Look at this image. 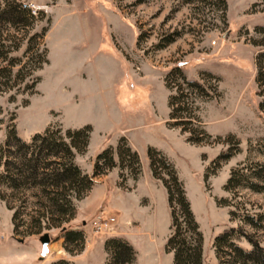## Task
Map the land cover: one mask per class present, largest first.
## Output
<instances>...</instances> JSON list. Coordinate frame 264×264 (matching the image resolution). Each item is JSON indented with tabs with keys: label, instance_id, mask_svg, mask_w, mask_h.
Instances as JSON below:
<instances>
[{
	"label": "rangeland",
	"instance_id": "1",
	"mask_svg": "<svg viewBox=\"0 0 264 264\" xmlns=\"http://www.w3.org/2000/svg\"><path fill=\"white\" fill-rule=\"evenodd\" d=\"M0 1H15L21 9L45 7L25 29L0 28V146L10 129L28 142L46 128L63 133L89 126L86 152L74 157V164L89 175L95 155L107 147L114 150L123 139L137 154L139 172L134 176V168L124 163L121 178L117 167L105 175L115 171L114 186L128 197L153 190L161 243L170 233V217L165 190L148 167L146 150L153 149L173 166L182 184L202 236L201 264L234 263L228 249L216 258L212 248L213 239L228 229L242 250H250V245L241 235L264 248V224L255 229L239 221L243 215L264 213V192L223 190L231 169L246 162L264 165L258 150L264 143V32L257 31L264 28V0H224V13L219 0ZM42 30L44 36L38 38ZM42 50L47 63L40 70L23 67L30 58L34 65ZM176 67L187 80L200 81L209 94L216 86L211 99L188 96L197 119L192 123L208 142L188 143L187 133L170 127L167 98L180 85L174 76L167 90L164 78ZM188 129L194 131L193 125ZM195 137L202 135L196 132ZM234 143L237 152L217 168L212 165ZM155 168L168 179L160 165ZM34 193L21 195L0 187V264H42L31 256L38 238L47 234L53 241L61 232L55 228L41 230L39 236L21 233L36 224ZM79 201H72L74 208ZM140 204L145 205L143 198ZM14 211L19 212L21 234L12 232ZM111 218L116 233L118 222ZM39 223L42 228L41 218Z\"/></svg>",
	"mask_w": 264,
	"mask_h": 264
},
{
	"label": "trees",
	"instance_id": "2",
	"mask_svg": "<svg viewBox=\"0 0 264 264\" xmlns=\"http://www.w3.org/2000/svg\"><path fill=\"white\" fill-rule=\"evenodd\" d=\"M219 2L221 11L224 13L225 2L224 0H219ZM32 20L34 17L29 11L21 9L15 1H0V28L8 25L13 28L25 29ZM257 31L264 32V28L257 29ZM44 32L45 30H42L37 37L42 38ZM35 46H37V42H35ZM31 60L32 58L27 59L23 67H28L31 72L40 70L47 63L45 51L42 50L39 53L34 65L31 64ZM14 66L10 65L9 68ZM0 72L4 73L2 69ZM6 72L9 76L11 69ZM174 76L177 77V81L182 87H177L174 94H170L167 98L170 127H179L182 132L187 133L186 142L188 143L208 142L209 137L192 123L197 119L191 100L215 97L216 86L211 89L212 93L209 94L200 81L187 80L180 69L176 67L171 69L164 78L167 90H170L167 81ZM204 76L212 78L216 82V79L210 75L204 74ZM255 81L259 82V75L256 76ZM37 82L38 78H34L32 84ZM190 95L192 98L188 102ZM262 109L263 102L258 105V110L262 111ZM191 124L194 131L188 129ZM90 131L89 126L66 130L63 133L58 129L46 128L43 132L32 135L28 142H23L15 135L14 130L10 129L4 144L0 146V187L5 191L21 195L28 191H34L33 196L37 198L38 202L34 211L35 227L32 229L27 227L21 233L25 236H39L41 230L61 228L62 250L69 256L80 254L84 248L82 232L61 227L74 216L75 208L72 201L83 199L94 185L95 179L105 175L111 169L117 167L120 170L118 176L121 178L120 172L125 166L124 163H128L134 168V176L139 172L137 154L125 144L123 139H119L114 150L107 147L95 155L89 175L83 173L74 164V157L86 152ZM196 132L200 133L202 137H195ZM234 144L232 149L228 148L217 156L212 161V165L217 168L219 162H225L231 158L237 152V143ZM258 150L264 156V143ZM146 158L152 178L160 181L166 193L170 233L163 247L164 252L171 254V264H201L202 236L173 166L163 155L150 148L146 150ZM125 159L127 160L125 161ZM156 165H160L166 171L167 180L162 179L157 173ZM236 189H248L254 193L264 192V165L246 162L231 169L223 190L232 192ZM9 209L12 210L10 207ZM229 216L231 219L233 213H229ZM18 218L19 212L14 211L11 216L13 234L20 233L18 231L20 225L16 223ZM40 218L43 222L42 228L39 223ZM239 221L252 228L260 229L264 224V213L243 215ZM233 233L232 229H228L213 239L212 248L215 257L219 258V252L225 248L230 251V254L232 253L233 264H264V248L250 237L241 235L250 245V250H242L233 243ZM103 249L106 254L104 264H132L134 261L132 248L121 239H105ZM51 264L72 263L66 260H57Z\"/></svg>",
	"mask_w": 264,
	"mask_h": 264
},
{
	"label": "crops",
	"instance_id": "3",
	"mask_svg": "<svg viewBox=\"0 0 264 264\" xmlns=\"http://www.w3.org/2000/svg\"><path fill=\"white\" fill-rule=\"evenodd\" d=\"M116 179L115 171L95 179L87 195L76 203L74 217L65 225L72 231L82 232L84 249L80 255L64 254L60 232L53 241L49 237V244L44 248L38 242L37 248L32 250V260L42 264L56 260H66L72 264H104L106 254L103 242L107 238H117L132 248V264H171V255L163 251L165 240L159 243L156 237L158 223L153 190L147 191L142 197H128L118 193L114 186ZM140 198L144 199L145 205L140 204ZM99 212L116 218V233L101 237L92 232V223ZM51 245L55 246L54 250Z\"/></svg>",
	"mask_w": 264,
	"mask_h": 264
},
{
	"label": "built area",
	"instance_id": "4",
	"mask_svg": "<svg viewBox=\"0 0 264 264\" xmlns=\"http://www.w3.org/2000/svg\"><path fill=\"white\" fill-rule=\"evenodd\" d=\"M36 6V5H23V8H26L32 16H35L38 12L45 10V7ZM114 219L111 217H106L102 212H100L97 218L92 223V232L94 234L104 233L107 235L114 234Z\"/></svg>",
	"mask_w": 264,
	"mask_h": 264
},
{
	"label": "water",
	"instance_id": "5",
	"mask_svg": "<svg viewBox=\"0 0 264 264\" xmlns=\"http://www.w3.org/2000/svg\"><path fill=\"white\" fill-rule=\"evenodd\" d=\"M38 242L42 245V246H46L49 244V237L47 234H43L42 236H40L38 238Z\"/></svg>",
	"mask_w": 264,
	"mask_h": 264
},
{
	"label": "bare ground",
	"instance_id": "6",
	"mask_svg": "<svg viewBox=\"0 0 264 264\" xmlns=\"http://www.w3.org/2000/svg\"><path fill=\"white\" fill-rule=\"evenodd\" d=\"M42 8V7H41Z\"/></svg>",
	"mask_w": 264,
	"mask_h": 264
}]
</instances>
